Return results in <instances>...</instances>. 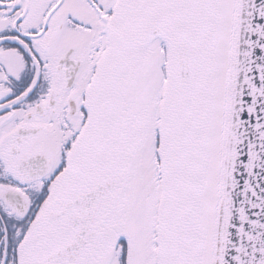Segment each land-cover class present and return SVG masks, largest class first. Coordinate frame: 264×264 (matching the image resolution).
<instances>
[{
	"label": "snow or ice",
	"instance_id": "obj_1",
	"mask_svg": "<svg viewBox=\"0 0 264 264\" xmlns=\"http://www.w3.org/2000/svg\"><path fill=\"white\" fill-rule=\"evenodd\" d=\"M0 264H264V0H0Z\"/></svg>",
	"mask_w": 264,
	"mask_h": 264
}]
</instances>
